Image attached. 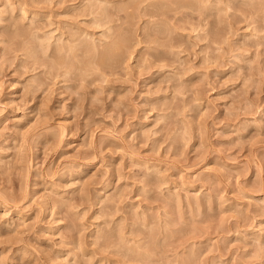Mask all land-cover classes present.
Returning <instances> with one entry per match:
<instances>
[{"label": "rangeland", "instance_id": "374dc122", "mask_svg": "<svg viewBox=\"0 0 264 264\" xmlns=\"http://www.w3.org/2000/svg\"><path fill=\"white\" fill-rule=\"evenodd\" d=\"M0 264H264V0H0Z\"/></svg>", "mask_w": 264, "mask_h": 264}, {"label": "bare ground", "instance_id": "6f19581e", "mask_svg": "<svg viewBox=\"0 0 264 264\" xmlns=\"http://www.w3.org/2000/svg\"><path fill=\"white\" fill-rule=\"evenodd\" d=\"M181 2H182V1H181ZM182 6H183V5H182ZM122 47H123V46H122ZM116 48H117V47H116ZM114 49H115V48H114ZM111 52H112V50H109V51H108V53H107L108 56H109V54H110ZM113 52H114V51H113ZM107 54H106V55H107ZM113 54H114V53H113ZM106 59H107V58H106Z\"/></svg>", "mask_w": 264, "mask_h": 264}]
</instances>
